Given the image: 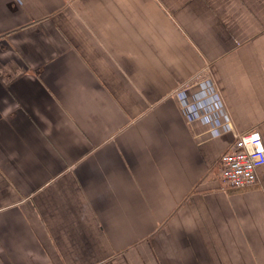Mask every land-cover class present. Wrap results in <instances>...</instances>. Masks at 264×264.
I'll return each mask as SVG.
<instances>
[{
	"label": "crops",
	"instance_id": "1",
	"mask_svg": "<svg viewBox=\"0 0 264 264\" xmlns=\"http://www.w3.org/2000/svg\"><path fill=\"white\" fill-rule=\"evenodd\" d=\"M264 0H0V264H264Z\"/></svg>",
	"mask_w": 264,
	"mask_h": 264
},
{
	"label": "built area",
	"instance_id": "2",
	"mask_svg": "<svg viewBox=\"0 0 264 264\" xmlns=\"http://www.w3.org/2000/svg\"><path fill=\"white\" fill-rule=\"evenodd\" d=\"M263 165L261 134L257 131L240 133L220 158V175L230 187L246 189L257 184L258 169Z\"/></svg>",
	"mask_w": 264,
	"mask_h": 264
}]
</instances>
